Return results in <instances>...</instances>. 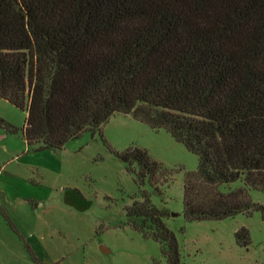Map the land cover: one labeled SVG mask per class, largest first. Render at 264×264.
Returning a JSON list of instances; mask_svg holds the SVG:
<instances>
[{
	"label": "trees",
	"instance_id": "16d2710c",
	"mask_svg": "<svg viewBox=\"0 0 264 264\" xmlns=\"http://www.w3.org/2000/svg\"><path fill=\"white\" fill-rule=\"evenodd\" d=\"M0 98L27 112L28 146L61 149L116 113L164 128L199 159L184 179L188 221L264 220L250 194L264 191V0H0ZM117 155L140 186L161 193L172 179L145 148ZM126 214L183 264L147 191ZM236 237L249 245L247 227Z\"/></svg>",
	"mask_w": 264,
	"mask_h": 264
},
{
	"label": "rangeland",
	"instance_id": "374dc122",
	"mask_svg": "<svg viewBox=\"0 0 264 264\" xmlns=\"http://www.w3.org/2000/svg\"><path fill=\"white\" fill-rule=\"evenodd\" d=\"M0 117L18 128L9 133L0 127V264H166L161 243L135 229L126 214L144 190L169 212L165 221L176 234L183 264H264L261 211L185 218L184 179L199 159L168 130L116 113L100 130L50 149L26 144V111L0 98ZM131 145L173 170L161 193L149 183L140 186L117 155ZM250 194L264 204V191ZM243 226L250 234L247 246L236 237Z\"/></svg>",
	"mask_w": 264,
	"mask_h": 264
},
{
	"label": "water",
	"instance_id": "95a60500",
	"mask_svg": "<svg viewBox=\"0 0 264 264\" xmlns=\"http://www.w3.org/2000/svg\"><path fill=\"white\" fill-rule=\"evenodd\" d=\"M102 249L104 250V251H108L109 249L106 247V246H102Z\"/></svg>",
	"mask_w": 264,
	"mask_h": 264
}]
</instances>
